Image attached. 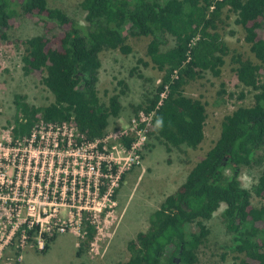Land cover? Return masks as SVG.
Masks as SVG:
<instances>
[{"label":"trees","instance_id":"trees-1","mask_svg":"<svg viewBox=\"0 0 264 264\" xmlns=\"http://www.w3.org/2000/svg\"><path fill=\"white\" fill-rule=\"evenodd\" d=\"M80 1L87 13V25L79 24L59 8H51L48 0H0L1 40H9L7 32L17 7L24 17L43 20L47 34L59 32L53 38L44 34L18 41L26 51L24 73L45 71L43 83L54 94L55 102L38 108L28 103L26 96L15 95L13 142L31 138L41 123L72 126L88 141L102 138L110 119L121 115L125 90L122 95L113 96L107 106L101 104L97 88L102 68L100 55L117 50L131 54L126 35L129 32L133 37L153 38L148 56L153 67L163 74L153 97L132 106L133 115L138 116L141 111L153 114L148 140L160 141L168 151L182 146L198 149L205 140L207 108L201 100L186 96L184 88L207 73L221 76L231 53L219 32L228 9L244 30L245 42L258 63L242 55L232 58L239 83L254 93L255 102L225 117L214 147L152 214L148 230L130 241L132 257L122 264H196L199 248L210 235L204 222L210 221L222 205V217L233 239L228 248L241 256L237 264H264V205L255 207L252 193L241 183L244 168L263 162L259 152L264 151V0ZM169 36L175 45L164 50ZM139 63L149 66L142 60ZM139 77L143 78L141 74ZM120 85L128 88L125 82ZM163 94L167 95L164 99ZM161 119L162 126H157ZM122 141L130 148L134 139ZM151 148L147 143L144 149ZM123 179L124 176L121 184ZM105 192L101 188V193ZM253 193L264 200V175L253 187ZM193 224H197L198 232L189 230ZM83 231L78 257L95 242L98 233L96 226L87 221ZM33 236L34 232H29V241ZM55 240L56 236L46 238L45 250L40 253L46 255ZM20 256L22 250L16 249L15 258Z\"/></svg>","mask_w":264,"mask_h":264},{"label":"rangeland","instance_id":"rangeland-1","mask_svg":"<svg viewBox=\"0 0 264 264\" xmlns=\"http://www.w3.org/2000/svg\"><path fill=\"white\" fill-rule=\"evenodd\" d=\"M48 3L51 8L63 10L79 24L87 25V13L82 9L80 0H48ZM16 10L17 15L10 21L7 32L9 40L0 39V141L2 142L14 123L15 95L26 96L28 103L38 108L50 106L55 102L54 94L43 83L45 71H36L29 75L24 73L23 57L26 51L23 45L18 44L19 40L24 41L47 34L46 23L40 18L24 17L20 7ZM223 20L219 32L231 53L226 58L221 76L214 77L207 73L203 79L190 81L184 88L186 96L199 99L206 104L208 117L205 140L201 146L196 150L182 146L180 149L168 151L160 141L148 140L147 143L151 144L152 148L144 150L141 166L124 173L122 184L112 188L107 198L100 195L97 207L105 205L106 209L97 217L99 230L95 242L89 248H85L81 257L77 256V252L83 238L72 232H66L56 234V240L46 255L40 253L34 243L30 242L22 250L23 264H122L132 257L128 248L130 241L134 240L137 234L148 230L152 214L186 181L192 169L214 147L221 135L225 117L239 107H249L255 102L254 93L239 83L233 70L236 65L233 64L232 58L234 55H242L244 59H250L255 63L257 61L250 51V46L245 42L244 30L236 24V16L226 9ZM58 33L51 31L47 36L53 38ZM262 33L264 34V26ZM126 35L128 44L132 47L131 54L126 55L117 50L104 51L100 55L102 68L97 88L101 104L107 106L113 96L122 95L121 92L125 90V95L121 96L123 106L121 115L117 119H110L106 133L116 132L127 126L134 117L132 106L144 104L149 97H153L163 76L153 67L148 56V46L153 38L133 37L129 32ZM174 45V39L169 36L168 45L163 49ZM139 60L148 63L149 66L144 67ZM140 74L143 78L139 77ZM261 76L264 81V67L261 69ZM120 82H125L128 88L125 89ZM223 90L225 94L221 93ZM242 94L245 98L241 97ZM71 128L69 126L68 132ZM259 158L263 159L261 164L244 168L241 174V183L252 193L251 202L258 208L264 205V200L253 193V187L264 175V151L259 152ZM113 189H118L116 196H112ZM9 193L10 191H7L4 195L8 196ZM10 198H13V194ZM20 199L28 200V197L25 198L21 193ZM60 203L58 201V204ZM224 209L225 205H222L210 221L204 222L210 230V235L199 248L196 264L239 262L241 256L232 253L228 248L233 244V239L222 217ZM59 210L63 214L67 212L62 208ZM189 230L198 232L197 224L191 225ZM16 249V244H13L12 248L3 251L6 262L16 261Z\"/></svg>","mask_w":264,"mask_h":264},{"label":"built area","instance_id":"built-area-1","mask_svg":"<svg viewBox=\"0 0 264 264\" xmlns=\"http://www.w3.org/2000/svg\"><path fill=\"white\" fill-rule=\"evenodd\" d=\"M152 117L141 111L124 128L95 141L72 126L68 132L69 125L41 123L31 138L13 142L12 126L0 141V264H23L22 256L6 262L3 251L13 244L24 250L32 242L41 252L46 238L56 234L72 232L84 238V221L99 230L97 217L106 209L101 203L97 207L99 197L107 198L124 173L141 166ZM124 138L134 139L130 148ZM21 193L28 200H21Z\"/></svg>","mask_w":264,"mask_h":264},{"label":"clouds","instance_id":"clouds-1","mask_svg":"<svg viewBox=\"0 0 264 264\" xmlns=\"http://www.w3.org/2000/svg\"><path fill=\"white\" fill-rule=\"evenodd\" d=\"M157 126H162V119L157 122Z\"/></svg>","mask_w":264,"mask_h":264}]
</instances>
